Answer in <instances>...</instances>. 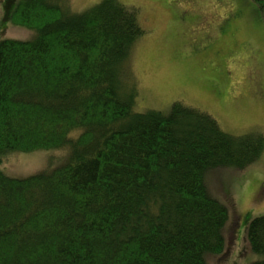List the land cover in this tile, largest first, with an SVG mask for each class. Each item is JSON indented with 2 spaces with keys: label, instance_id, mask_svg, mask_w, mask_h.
<instances>
[{
  "label": "trees",
  "instance_id": "1",
  "mask_svg": "<svg viewBox=\"0 0 264 264\" xmlns=\"http://www.w3.org/2000/svg\"><path fill=\"white\" fill-rule=\"evenodd\" d=\"M15 3L10 22L36 34L0 39V165L11 151L67 155L26 177L0 169V264H208L221 254L228 208L205 175L259 162L264 133H228L178 100L167 112L136 109L139 7ZM247 239L259 256L249 264H264V214Z\"/></svg>",
  "mask_w": 264,
  "mask_h": 264
},
{
  "label": "rangeland",
  "instance_id": "2",
  "mask_svg": "<svg viewBox=\"0 0 264 264\" xmlns=\"http://www.w3.org/2000/svg\"><path fill=\"white\" fill-rule=\"evenodd\" d=\"M99 0H70L83 11ZM139 7L146 34L133 64L139 94L136 109L167 112L174 101L213 116L239 135L264 133V13L253 0H120ZM15 0H0V39H32L36 31L9 20ZM67 149L11 151L3 173L26 177L60 165ZM208 194L228 208L221 254L208 264H249L259 256L247 239L249 221L264 214V153L244 169L216 168L205 175Z\"/></svg>",
  "mask_w": 264,
  "mask_h": 264
}]
</instances>
